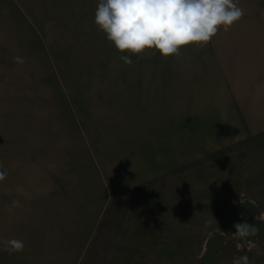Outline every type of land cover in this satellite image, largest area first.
Instances as JSON below:
<instances>
[{
    "label": "crops",
    "instance_id": "1",
    "mask_svg": "<svg viewBox=\"0 0 264 264\" xmlns=\"http://www.w3.org/2000/svg\"><path fill=\"white\" fill-rule=\"evenodd\" d=\"M59 1L0 0V108L10 119L0 133V242L24 243L12 255L0 243V264H105L109 254L118 264L124 247L102 240L116 232L103 227L108 208L117 226L157 179L210 151L189 144L190 116L230 112L235 121L240 107L260 116L253 132L264 131V0H239L244 15L228 31L167 58L119 52L94 23L99 0H65L96 31L94 47L80 37V65L69 41L87 28L55 13ZM37 61L49 75L39 78ZM46 78L54 92L43 89Z\"/></svg>",
    "mask_w": 264,
    "mask_h": 264
},
{
    "label": "rangeland",
    "instance_id": "2",
    "mask_svg": "<svg viewBox=\"0 0 264 264\" xmlns=\"http://www.w3.org/2000/svg\"><path fill=\"white\" fill-rule=\"evenodd\" d=\"M59 2L54 9L60 11L55 13L76 28H87L83 36L78 29L73 30L76 41H69L71 46L74 44L77 63L84 64L88 55L80 37L87 38V47L90 42L94 47L96 31L88 24L93 20L84 19L80 5L76 9L65 0ZM92 66L96 70L94 62ZM38 68L39 78L49 73L40 62ZM42 84L46 93L54 92L47 78ZM85 89L89 90L88 84ZM44 95L37 98L43 99ZM72 99L79 101V97ZM4 108H0V133L10 122ZM238 108L239 123L230 112L226 120L220 113L218 121L212 116L205 121L190 116L189 144L209 145L210 151L206 148L204 157L190 159L194 162L189 160L180 171L151 184L145 193L148 196H140L134 211L128 207L119 214V227L111 220L115 206L108 208L103 227L113 225L116 232L110 231L102 240L110 249L124 247L118 264H231L234 256L241 255L249 256L253 264H264V256L256 254L257 249L264 250V220L255 218L264 213V131L254 133L250 125L260 116L252 117V110ZM208 137L214 141H207ZM244 221L257 228V235L237 240L232 235L236 231L234 224ZM105 264H114L111 254Z\"/></svg>",
    "mask_w": 264,
    "mask_h": 264
},
{
    "label": "clouds",
    "instance_id": "3",
    "mask_svg": "<svg viewBox=\"0 0 264 264\" xmlns=\"http://www.w3.org/2000/svg\"><path fill=\"white\" fill-rule=\"evenodd\" d=\"M243 15L239 0H99L94 23L121 53L141 54L154 50L167 58L180 55L184 46H206L221 27L228 31ZM140 58L137 55V59ZM119 59L126 65L133 64L129 55H121ZM14 60L24 63L19 56ZM6 175L0 171V181ZM255 218L264 220V213ZM234 228L236 231L232 235L237 240L257 235V228L247 221L234 224ZM0 243L9 255L24 249L19 239ZM256 254L264 256V250L257 249ZM231 264L253 262L249 256L241 255L234 256Z\"/></svg>",
    "mask_w": 264,
    "mask_h": 264
}]
</instances>
